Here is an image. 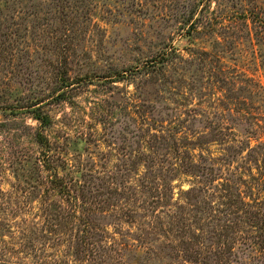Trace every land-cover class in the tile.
Segmentation results:
<instances>
[{"label":"rangeland","instance_id":"1","mask_svg":"<svg viewBox=\"0 0 264 264\" xmlns=\"http://www.w3.org/2000/svg\"><path fill=\"white\" fill-rule=\"evenodd\" d=\"M13 1H1L0 78L26 81L19 91L4 82L0 95L14 103L45 101L43 111L54 123L40 128L26 111L0 115V264H264L259 234L244 227L238 234L236 228L233 234H145L157 216L158 224L171 221L166 215L179 213L183 193L198 187L190 177L184 183L173 179L172 202L152 207L141 192L149 181L146 164L128 171L135 158L146 154L145 140L178 125L176 138L186 136L194 143L189 154L198 161L229 158L227 148L234 140L248 141L251 148L264 143V34L258 27L264 24L243 17L254 10L264 21V0L207 4L205 21L191 37L180 29L190 13V0H69L93 3L90 20L77 26L81 30L70 59L71 80H98L105 73L139 67L167 46L176 47L181 59L163 72L170 82L149 74L105 88L80 85L66 102L47 99L59 84L55 68L60 60L46 33L53 29L46 21L49 10L12 8ZM207 26L210 30H203ZM199 52L210 57L202 60L195 54ZM145 104L153 108L146 110ZM38 129L60 142L56 150L65 164L58 163L59 175L66 177L77 199L85 180H91L86 176L91 170L105 181L94 180V189L102 192L93 206L91 196L79 197V202L89 213L85 216L101 222L107 234H41L47 220L74 207L51 191V169L39 159L41 148L34 139ZM201 136L203 141L196 140ZM247 154L233 153L231 163L221 167L222 176L239 173L249 185L260 187L248 190L254 198L264 199V186L259 185L264 163L249 162V170L241 169ZM104 201L108 205L102 212L97 206ZM204 218L203 208L194 220ZM26 219L36 225L37 234H16V223L24 226Z\"/></svg>","mask_w":264,"mask_h":264},{"label":"trees","instance_id":"2","mask_svg":"<svg viewBox=\"0 0 264 264\" xmlns=\"http://www.w3.org/2000/svg\"><path fill=\"white\" fill-rule=\"evenodd\" d=\"M1 1L0 7H2ZM213 1L224 6L220 0H190L192 4L190 13L183 18V26L180 28L182 32L186 31L185 35L191 37L192 33L199 29L200 24L205 21V8L207 4H211ZM92 4V2L88 1L73 3L69 0H14L12 3V8H27L29 12L35 11L39 13L45 9L49 10V18H46V21L52 22L53 29L52 31H46V33L50 35L49 42L53 43L58 49L55 51H58L56 55L60 60L56 62L55 68L58 75L57 83L59 84L53 89L54 92L48 95V100L52 98V100L66 102L72 99L70 92L80 85L95 83L97 86L105 88L107 85L127 81L137 75L149 74L156 76L163 75L165 78H168L163 73L167 65L174 60L181 59L177 48L174 46H167L156 57L145 61L139 67L105 73L96 77L98 80H91L89 78L90 76L79 78L78 81L71 80L69 78V74L72 71L70 68V59L75 54L76 41L81 30L77 26L90 20L91 11L89 9ZM260 15V12L251 10L243 17L246 19L252 17V20L257 24H264ZM203 26L206 27L205 25ZM210 26H207L203 30H210ZM258 27H262V33L264 34V26L259 25ZM49 51L52 52L53 49L49 48ZM195 54L201 56L202 60L210 57L208 52H203L201 55L200 52ZM50 63V65L54 64L52 60H50ZM28 70L31 71L30 69ZM178 79L183 80L180 77ZM170 80L167 82H170ZM16 81L17 79L0 78V85L2 87L5 83L8 85H16L17 91L22 90L26 80L21 78ZM7 99L4 95H0V115L8 117L26 111L40 123V128H47L53 125V118L43 111L42 106L46 105L45 101L33 100L28 103H14ZM105 102H108V100H105ZM143 107L146 110L153 108L147 104L143 105ZM141 119L147 122V115L141 112ZM158 120L159 122L162 121L161 119ZM179 130L180 125L174 126L171 129L160 131V135H156L155 140H145L144 150H146V154L135 158L136 163L130 166L132 168H128V171H138L141 164H146L148 174L145 180L149 181L146 184H142L141 192L148 195L150 201H147V203H152V207L159 204L162 206L172 202L173 191L170 182L173 179H179L184 183V180L190 177L198 187L195 190L183 193V199L178 208L179 213L166 215L170 217L169 219L171 221L158 224L157 221L161 217L157 216V221L146 230L145 234H195V231H199L201 234H233L231 231L234 228L237 230L235 234H238L243 232L242 227H244V229L250 230L253 234H259V241L264 245V199L262 197L254 198V192L248 191L260 187L257 186L256 188L251 184L249 185V182L245 181L236 172H233L230 177H223L221 170L222 166L231 163L233 153L239 155L245 151H248L247 160L244 165L239 166L241 169L245 168L249 170L251 168L248 164L249 162L255 165H258L257 162L259 161L264 163V143L259 144L255 148H251L248 141L234 140V145L231 144L227 148V151L231 153L228 154L229 158L214 160L201 157V160L198 161L193 159V155L189 154V147L194 143H190L186 136H183L181 139L176 138ZM201 137V139L196 140L203 141L205 139L204 136ZM34 139L36 144L41 148L39 159L46 168L49 167L51 169L52 175L49 179L51 191L60 194L68 203H73L72 206L74 207L73 211L66 208L65 215L62 217L52 219V221L51 219L47 220L48 222L45 223L46 230L42 231L41 234H107L103 230L101 222L97 220L92 221L89 219L91 217L85 216L89 215V213H86V208H83V205L79 202L82 199L86 200L87 196H91L93 199L90 204L93 206L94 203L92 201L97 198V194L100 195V192H102V190L94 189L96 187L94 180L103 179L100 176L95 177L94 170L87 173L86 176L90 177L91 180H85L82 190H79L82 193V195H79L80 200L79 197L77 199L72 192L73 188L69 187V181L66 177L62 178L59 175V167L61 164L58 163L65 164V160L60 157L59 152L56 150L60 149V142H52L41 129H38L35 133ZM198 144L202 146L201 142ZM247 164L249 167H247ZM220 180H223V182H219ZM185 182L187 181L185 180ZM217 182L218 184H216ZM242 185L247 190H242ZM259 185L264 186V178L259 181ZM110 192L115 196V191L113 193V190H110ZM106 203L108 202H102L97 206V209L105 212L108 205ZM203 208L205 218L202 222H197L194 219H197V213ZM89 212L93 213L94 211L90 208ZM100 215L98 216L102 218ZM22 224L24 226L16 223V234H37V227L31 221L28 219L22 220ZM195 225L200 228H195ZM21 241L18 242L20 246L26 245L24 241ZM142 258L144 257L139 256L140 260ZM139 263L142 264V262Z\"/></svg>","mask_w":264,"mask_h":264}]
</instances>
